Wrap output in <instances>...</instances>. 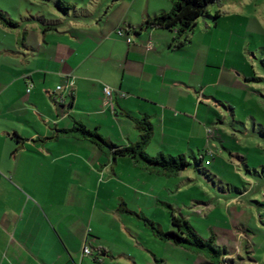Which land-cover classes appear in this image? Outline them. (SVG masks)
<instances>
[{
  "label": "crops",
  "instance_id": "1",
  "mask_svg": "<svg viewBox=\"0 0 264 264\" xmlns=\"http://www.w3.org/2000/svg\"><path fill=\"white\" fill-rule=\"evenodd\" d=\"M137 1L128 7L120 1L106 11L102 6L91 5V10L68 3L73 9L65 15L58 12L59 20L43 19V26L30 25L22 33L20 28L0 25V264H168L162 259L169 261L172 250L180 256L174 264H184L182 259L195 261L196 257L197 262L201 259L199 264H210L203 255L154 237L147 242L161 243L157 246L166 252L151 250L131 231L127 213L120 211L122 205L141 214L156 209L157 196L170 191L165 183L157 191L156 182L169 178L149 174L128 158L112 161L85 140L69 136L44 140L78 123L117 146L127 147L139 140L131 118H148L153 128L146 149L152 154L147 151L148 155L186 157L185 153H190L194 161L195 150L205 145L204 130L210 122L224 125V117L230 118L232 125L247 127L246 122L235 119V110L242 106L249 112L258 103L251 90L255 85L264 86V78L252 75L248 59L255 55L249 52V42L239 39L235 43L232 35L227 53L220 59L214 57L213 41H201L199 48L193 49L194 34L188 44L177 49L174 31L135 32L146 19L170 12L171 3L139 0L135 5ZM229 4L234 6L233 1ZM240 6L241 2L230 12L231 17L244 18ZM217 12L220 16L213 22V30L206 26L204 34L212 30L214 37L221 27L220 20L227 13ZM255 21L258 33L264 35V22ZM51 24L53 27H48ZM120 29L123 37L117 35ZM32 34V39L28 38ZM245 34H251L249 26ZM29 83L33 88L27 93ZM261 88L255 93L264 98ZM104 89L111 91L109 99ZM224 95L233 101H225ZM221 104L227 106L224 113L218 108ZM248 118L250 133L264 142V123L250 114L246 121ZM236 158L255 181H264V164L250 170L245 152L239 150ZM203 161L202 166H212L204 157ZM193 170L211 192L215 191L211 194L217 201L248 192L228 179L225 186L214 171L205 170V178ZM261 197L262 192L254 196L258 206H264ZM189 202L193 209L201 204L196 199ZM164 203L178 210L169 201ZM234 243L237 245L231 240ZM213 244L226 249L225 257L234 260L232 264L235 259L244 264L227 243ZM88 245L92 254L82 257V249Z\"/></svg>",
  "mask_w": 264,
  "mask_h": 264
},
{
  "label": "rangeland",
  "instance_id": "2",
  "mask_svg": "<svg viewBox=\"0 0 264 264\" xmlns=\"http://www.w3.org/2000/svg\"><path fill=\"white\" fill-rule=\"evenodd\" d=\"M57 1L58 0H0V10L6 13L10 19L18 23L16 29L20 28L22 33L26 30L27 26L28 29L31 27L30 25H42L43 19L59 20V18H61L60 14L62 13L56 8ZM60 1L65 4L77 3V7L80 9H83L85 6H88V9L92 8L91 5L96 6L95 8L102 6L103 11H106L108 7L111 6L109 10H112L113 5L120 1L123 2V6L128 7L133 0ZM138 1L135 5H138ZM230 1L234 2L232 8L229 4ZM239 2H241L240 9L243 11L241 15L244 16V18L231 17L232 13L230 12L235 7L237 8ZM91 10L94 9L92 8ZM217 11L226 12L227 15L224 19L220 20L221 27L214 31L213 37L211 31L213 30V22L215 21L214 16ZM70 15L74 18L73 11ZM255 20L264 22V0H222L220 5L209 6L206 13L198 19L197 25L193 29V49L199 48L201 41L205 44L213 41L214 57L215 59H220L227 53V44L232 35H234L235 43L240 42L239 39H246L250 46L249 52L255 55L254 57L250 56L248 59L249 65L253 67L252 75L257 78H264V35L258 33ZM206 26L212 29L209 31L208 35L203 32V30L207 29ZM241 26H243V28ZM247 26H249L251 34H245ZM27 36L32 39L33 34L32 36ZM216 48H218V50H215ZM233 48L234 46H232V49ZM235 49H233V51H235ZM259 85H261V83ZM255 86L256 87H253V91L251 90V95L258 101L257 105H252L249 112H246V109L242 106H238L235 110V119L246 122L247 127L232 125V120L224 117H222V123L224 125H220L217 122L218 118L212 115L213 121L219 125H211V122L209 123L210 125L207 126V129L209 128L208 130H210L211 133L208 134L207 129L204 130L206 138L204 147L201 148L200 151L199 149L195 150L197 160L203 156L205 160L212 162L211 167L202 166L201 168L203 170H210L218 173V178L222 179L221 181L225 183V186L227 185L226 179H228L231 184L239 190L243 191L244 189H248L246 194L231 199L224 197L226 201L222 199L217 201L211 194L215 191L211 192L208 188L209 186L207 187L206 181L194 175V161L190 153L185 154L187 161L191 165L187 167L185 169L186 172L182 173L178 178H169V180H157V178H155L157 180V191L162 189L164 183L167 185L168 190H170L169 192L162 191V194H165L157 196L160 202L169 201L174 207L178 208L180 212L177 210L175 214L184 215L202 238H213L216 245L227 243L229 247L234 248L237 254H240L244 259V264H255L254 262L262 264L261 260H264V206H258L254 201V196L256 194L260 195L261 192L264 193V181H260L259 183L255 181L253 175H248L236 158L239 150L245 152L250 170L257 167L259 163L264 164V142H260L250 133L251 119L248 118L247 121L249 120V122L246 121L247 115L250 114L255 116L260 123H264V98H261L259 94L255 93L256 91L261 92V87L264 86ZM258 88H260V90ZM223 98L224 100L226 98L233 101L229 95H224ZM225 107L227 106H223V104L218 105L222 113L226 111ZM216 130L220 131L216 132ZM147 151L150 152L151 150L148 149ZM147 151L146 153L148 154ZM149 154L152 153L150 152ZM177 156L179 155L177 154L173 157ZM204 162L205 161H203V163ZM206 171H202L204 173L203 176L208 178L207 173H205ZM214 181L216 185H218V180L214 179ZM174 184L175 187L173 186ZM176 186L178 189H176ZM190 199H196L201 202V204L196 205L197 209L192 208V204L189 202ZM260 199L262 200L261 204L264 205V198L261 197ZM160 202L156 209H154L155 211H144L142 214L159 224L165 232H170L173 230L170 221V210L166 209ZM178 202H183L185 205H176L175 203ZM131 211L134 213H141L139 210ZM199 213H201V215H199ZM125 219L131 221L132 224L130 225V229L134 235L140 238L139 240H143V245L147 243L150 249L153 248V250L158 253L166 252L157 246V244L160 246L161 243L159 244V242L156 241L155 243L157 244L147 242L150 238L153 239L152 233L136 215L125 214ZM217 230H222L225 234H218ZM233 239L237 242V245H235V243L231 244V240ZM169 254L171 255V259H169L170 263L166 261V259H162L164 262L174 264L178 262L177 260H180V256L177 252L172 250ZM249 258H252L253 262H250ZM182 260L181 262L186 264L187 261L185 260L186 262H183ZM188 260L192 263H188V261L187 264H194V262H197V257L195 261L191 259ZM197 263H201V259H199ZM235 264L243 263L240 259H235Z\"/></svg>",
  "mask_w": 264,
  "mask_h": 264
},
{
  "label": "trees",
  "instance_id": "3",
  "mask_svg": "<svg viewBox=\"0 0 264 264\" xmlns=\"http://www.w3.org/2000/svg\"><path fill=\"white\" fill-rule=\"evenodd\" d=\"M169 2L172 5L170 12L161 13L153 18L146 19L138 27V32H135L139 34V32L148 29L174 31L177 35L174 46L180 49L190 42V35L196 27L197 21L206 13L207 8L212 5H220L222 0H169ZM56 8L64 15L73 9L72 6L60 0L56 2ZM219 16L220 13L216 12L214 19H217ZM0 25L11 30L18 27V23L10 19L1 10ZM52 25H48V27H53ZM131 119L134 121V126L139 134V140L127 147L117 146L103 138L96 131L88 130L84 125L78 123L72 129L56 131L51 137L44 140H57L60 137L68 136L85 140L106 154L112 161L128 158L149 174L166 178L177 177L191 165L186 157L182 155L173 157L159 153L155 157L149 156L146 153V149L153 135L152 124L148 118ZM15 137L21 140L17 135ZM202 162L203 157L199 160H194L193 167L197 173L204 174L202 171L205 170L201 168ZM160 204L170 210V221L173 227V230L170 232H165L159 224L148 219L143 214L129 211L125 205L121 206L120 211L136 215L139 220L144 222V225L150 230L152 236L161 242L169 243L193 254L203 255L209 259L210 264H232L234 260L225 257L227 254L226 249L214 246L212 239L201 238L188 220L175 214L170 204L164 202H160Z\"/></svg>",
  "mask_w": 264,
  "mask_h": 264
},
{
  "label": "built area",
  "instance_id": "4",
  "mask_svg": "<svg viewBox=\"0 0 264 264\" xmlns=\"http://www.w3.org/2000/svg\"><path fill=\"white\" fill-rule=\"evenodd\" d=\"M117 35L119 36V37H123L124 36V32H123V30H118L117 31ZM126 42L128 43V44H130L131 43V39H126ZM148 48H150V46L148 47ZM72 84V83H71ZM33 88V84L32 83H29L28 84V86H27V93H29L30 91H31V89ZM58 89H61V87H58ZM104 93H105V95H106V97L109 99L110 97H111V91L109 90V89H104ZM91 254H92V250H91V248H90V246L88 245V246H85L83 249H82V257H88V256H91Z\"/></svg>",
  "mask_w": 264,
  "mask_h": 264
}]
</instances>
